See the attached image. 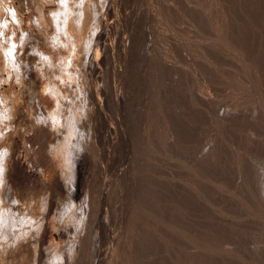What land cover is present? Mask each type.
Instances as JSON below:
<instances>
[{
    "label": "rangeland",
    "instance_id": "obj_1",
    "mask_svg": "<svg viewBox=\"0 0 264 264\" xmlns=\"http://www.w3.org/2000/svg\"><path fill=\"white\" fill-rule=\"evenodd\" d=\"M45 1L37 0V12L29 0L32 15L41 18L37 37L57 34L49 16L56 5L43 14ZM98 1L86 5L91 17L79 32L91 31L109 4L102 30L110 35L101 39L111 38L104 45L109 50L102 52V43L86 48L89 54L101 48L107 57L108 71L100 72L105 80L99 79L105 88L110 84L112 103L98 89L90 96L99 77L92 64L97 51L89 55L85 48L81 55L80 45L69 59L86 83L83 97L72 95L78 107L65 119L67 128L28 135L22 129H31L38 99L48 108L52 102L33 95L29 103L14 82L0 86V94L14 96V131L3 144L34 177L20 173L24 191L19 187L20 205L12 211L39 217L37 209L47 207L39 217L42 235L9 254L8 263L43 264L44 246L58 247L66 238L56 224L58 198L74 199L82 212L89 178L96 188L75 264H264V0ZM23 51L30 64L36 60ZM87 56L94 58L91 66ZM43 82L30 70L24 84L39 89Z\"/></svg>",
    "mask_w": 264,
    "mask_h": 264
},
{
    "label": "clouds",
    "instance_id": "obj_2",
    "mask_svg": "<svg viewBox=\"0 0 264 264\" xmlns=\"http://www.w3.org/2000/svg\"><path fill=\"white\" fill-rule=\"evenodd\" d=\"M55 4L49 16L56 26L57 34L48 37L49 49L56 51L46 53L36 41V34L41 28V18L32 15L29 9V0H0V86L14 82L21 89L26 90L29 103H34L35 97H47L51 107L42 109L37 106L29 113L32 122L31 129H22L28 135H32L37 128L46 127L49 131H60L67 128L64 124L70 114L77 110L78 105L65 96H79L83 87V78L74 75L75 69L69 56H75L71 49L73 37L69 34L68 24L71 21L76 30L81 29L84 21V9L90 0H46ZM33 9L39 11L37 0H31ZM24 11H20V9ZM91 9L89 8V12ZM32 15L31 20L26 21L25 16ZM98 31V29H97ZM63 37V39L61 38ZM86 41L80 42V54L86 48ZM27 48L28 56L36 60L29 63L25 57L24 49ZM20 50L19 52L17 50ZM65 50L61 54L60 50ZM30 70L37 72L43 78V84L39 89L29 87L24 81L29 78ZM14 96L0 94V209H6L9 216H15V222L5 224L0 219V254L6 258L14 254L22 245L30 240L38 239L43 232V226L39 217L47 215V207L40 206L37 209L39 217L30 216L21 218L22 214L13 213V206L19 204L17 192L11 184H7L4 178L6 172L5 161L11 155V149L3 144L7 132L14 131L11 121L14 120ZM83 149L81 148V152ZM264 195V191L261 193ZM72 201L58 198V209L54 210L56 224L59 230L66 234L64 241L57 247L51 242L44 246L43 264H75L77 249L80 243L79 237L83 233L86 223V215L74 209ZM255 248V245H253Z\"/></svg>",
    "mask_w": 264,
    "mask_h": 264
},
{
    "label": "bare ground",
    "instance_id": "obj_3",
    "mask_svg": "<svg viewBox=\"0 0 264 264\" xmlns=\"http://www.w3.org/2000/svg\"><path fill=\"white\" fill-rule=\"evenodd\" d=\"M99 3H97V4H101V2H103V0H99L98 1ZM114 2V1H113ZM44 2H42V5H41V11H42V13L43 14H46V11H48V6H50V5H54V4H52V3H49V4H43ZM45 3H46V1H45ZM117 3L118 2H116L114 5H116L117 6ZM94 5H96V4H94ZM108 5L109 4H107L106 3V10H104V11H102L101 13H103L104 14V16H103V14H102V16H101V13H100V16L101 17H98V16H95V17H98L97 19H95V22H94V27L92 28V27H90L89 26V28L91 29V31L89 30V29H87L86 27V29L87 30H89V32L87 33V34H84V33H82V32H79L78 30H76L74 27H73V24H72V22L70 21V23L68 24V31H69V34L73 37V44H75L77 47H78V45H80V42L83 40V41H86V45L88 46H90V48H91V45L90 44H92V43H102L103 44V46L105 45H107L108 43H110L111 41H110V36H108V35H110V33H108V31H105V30H102V27H105L104 26V21H105V16H106V13H107V11L109 10L110 11V9H108ZM114 5H112L111 4V6H114ZM98 6V5H97ZM95 8H96V6H95ZM98 8V7H97ZM113 8V7H112ZM115 8V7H114ZM22 9V8H21ZM89 9V8H88ZM116 9V8H115ZM117 9H120V8H117ZM113 10V9H112ZM111 10V11H112ZM115 12V11H114ZM121 12V11H120ZM88 13V12H87ZM98 13V12H97ZM118 13V12H117ZM89 14V13H88ZM88 14H86V12H85V10H84V19L86 18L87 19V15ZM91 14V13H90ZM90 14H89V16H90ZM99 14V13H98ZM115 14V13H114ZM113 14V16H115ZM120 14V13H119ZM118 14V15H119ZM109 15V18H110V14H108ZM108 15H107V17H108ZM91 17V16H90ZM94 17V16H93ZM106 17V18H107ZM119 17V16H118ZM116 18V17H115ZM89 19V18H88ZM94 19V18H93ZM92 19V20H93ZM99 19H101V20H99ZM107 20V19H106ZM88 21H90V20H88ZM87 22V21H86ZM115 22H117V21H115ZM107 23H108V20H107ZM120 23V22H119ZM125 23V22H124ZM127 23V22H126ZM84 24V23H83ZM82 24V25H83ZM86 24V23H85ZM88 24V23H87ZM117 25V24H116ZM122 25V24H121ZM108 27H109V25H108ZM107 27V28H108ZM126 27V26H125ZM50 29V28H49ZM97 29H98V31H97ZM106 29V28H105ZM84 30V29H83ZM105 31V32H104ZM111 31V30H110ZM107 34L108 33V37L110 38V39H107L109 42L107 43L106 42V40H104L105 41V44L101 41V39L103 38V36H102V34ZM50 35H44V36H36V41L35 42H39V43H41L42 41V43H44V42H48V37H49ZM106 36V35H105ZM105 39H106V37H104ZM90 43V44H89ZM107 43V44H106ZM93 44V45H94ZM89 46H88V48H89ZM97 46V45H96ZM95 46V47H96ZM98 46H99V48H100V46H102V45H100V44H98ZM102 46V47H103ZM103 47V50L104 49H106L107 47ZM110 46H111V43H110ZM109 46V47H110ZM97 48V47H96ZM73 49V48H72ZM75 49L76 50H78L76 47H75ZM74 49V50H75ZM87 49V48H86ZM98 49V48H97ZM88 50V49H87ZM86 50V51H87ZM109 50V49H108ZM107 49L106 50H104V51H102V52H104V53H107V51H108ZM89 51H91V49H89L88 50V53L87 54H89ZM92 51H93V49H92ZM94 51H95V49H94ZM93 51V52H94ZM97 51V50H96ZM96 51L93 53V54H89V55H95V53H96ZM74 52V51H73ZM77 52H79V51H77ZM102 52H101V48H100V50H99V53H98V51H97V53H96V56H95V62H92V61H90V62H92V64L93 63H95V65L97 66V68H98V70H99V77H98V80L94 83V82H91L90 83V85H89V89H88V91H89V93H90V96H91V94H93L94 92H93V90H97L98 89V94L100 95V97H101V99L102 100H104V101H106V102H108V101H110L111 99L109 98V95L107 94V92H106V90L107 89H110V88H108V86L110 85H107V88H105V86H106V84H108V83H106L107 81H105V84H103L102 82H100V76H102L103 75V77L105 76V74H100V72H103V70H104V67L106 68V70L108 71V67H109V64H107L108 62H107V57H106V55L105 54H103V55H105V56H102L101 54H102ZM86 55V54H85ZM88 57V58H87ZM86 58H87V60H88V62H89V59L91 58V59H94V58H92V57H90L89 58V56H87ZM85 59V58H84ZM90 59V60H91ZM87 60H85V62L87 61ZM89 62V63H90ZM110 63V62H109ZM88 65H90L91 66V63L90 64H88ZM88 65H84V66H88ZM94 65V66H95ZM108 65V66H107ZM94 67H92V69H93ZM91 68H90V70H92ZM93 71V70H92ZM90 72V71H89ZM97 72V71H96ZM92 74H93V72H92ZM92 74H90V75H92ZM84 76V75H83ZM93 76V75H92ZM91 77V76H90ZM106 77V76H105ZM105 77H104V79H103V81L105 80ZM85 77H83V79H84ZM87 78V77H86ZM91 79V78H90ZM89 79V80H90ZM85 80V79H84ZM83 80V83H84V85H85V81ZM117 81V80H116ZM88 82V81H87ZM89 83V82H88ZM110 83V82H109ZM114 84V83H113ZM87 86V85H86ZM113 87V86H112ZM87 88V87H86ZM86 88H84V89H86ZM117 88V87H116ZM122 88H123V85H122ZM118 89H120V87L118 86ZM83 90V89H82ZM119 91V90H118ZM122 91V90H121ZM82 92V91H81ZM86 92V91H85ZM116 92H117V89H116ZM86 93H88V92H86ZM88 93V94H89ZM109 93H110V90H109ZM112 93V92H111ZM121 92H119V94H120ZM81 94V93H80ZM94 94H97V92L96 93H94ZM93 94V95H94ZM87 95V94H86ZM93 95H92V97L91 98H93ZM114 95V94H113ZM122 95V94H121ZM65 96L66 97H68V99H72L73 98V96L71 97V96H69L66 92H65ZM81 97H83L82 95H80ZM97 96V95H96ZM120 96V95H119ZM118 96V98L117 99H119L120 97ZM76 97V96H75ZM81 97H80V100H81ZM123 97H125V95L123 94ZM87 98H89V96L87 97ZM90 98V99H91ZM121 98H122V96H121ZM120 98V99H121ZM75 99V98H74ZM72 100V101H74L75 102V104L77 105L78 103H77V100L75 101V100ZM78 99V98H77ZM85 99V98H84ZM95 99V98H94ZM123 99V98H122ZM126 99V98H125ZM93 100V99H92ZM113 100V99H112ZM115 100V99H114ZM37 101V100H36ZM119 101V100H118ZM117 101V102H118ZM111 103H112V101H110ZM120 102H122V101H120ZM87 103V102H86ZM104 103V102H103ZM38 104H39V107H41L42 109H46V108H48V105L47 104H44L43 103V101H41V98H40V100L38 99ZM81 104V103H80ZM85 104V103H84ZM118 104V103H117ZM121 104V103H120ZM119 104V105H120ZM123 104V103H122ZM106 105V104H105ZM108 105V104H107ZM121 107V106H120ZM119 108V107H118ZM121 111V110H120ZM119 111V112H120ZM125 118V117H124ZM42 128V127H41ZM99 128V127H98ZM89 133V132H88ZM99 135V134H98ZM108 135V134H107ZM98 137V136H97ZM92 140V139H91ZM92 142V141H91ZM104 142V141H103ZM93 143V142H92ZM101 145V144H100ZM61 151L62 149L61 148H59L58 149V151ZM62 153H64V150L62 151ZM66 154V153H65ZM17 158V157H16ZM18 159V158H17ZM17 159H11V157H8L7 159H6V161H5V167L7 168V171L5 172L6 173V175L8 176V177H4L5 178V180H6V183L7 184H11V186H12V188L13 189H15L16 190V192H17V194L19 193V187H21L22 188V190L21 191H24L23 190V188L24 187H22V186H19V182H20V178H24L25 180H28V179H32V178H34V177H30L31 175L29 174V170L28 169H26V170H28V171H26V170H23L22 169V166H23V163L20 161V160H17ZM19 163H18V162ZM59 162V161H58ZM61 162V161H60ZM51 163H53V164H55V162L53 161V162H51ZM32 166V165H31ZM73 166H74V171L76 172L77 171V167L75 166V164H73ZM97 166V165H96ZM32 171V170H31ZM23 173V174H25L24 176H19L20 175V173ZM40 174V173H39ZM22 175V174H21ZM74 175V174H73ZM92 176V175H91ZM36 177H37V175H36ZM35 177V178H36ZM96 178H97V176H96ZM79 179H76V178H74V183H76V188L74 187V195H75V197H76V195L77 194H79V190H78V188H77V186L79 185V181H78ZM33 181V180H32ZM38 181H40V182H42V175L40 174V176H39V178H38ZM96 181V180H95ZM105 182V181H104ZM22 183V182H21ZM23 185V184H22ZM85 192H84V196L82 197V212L85 214V215H88L87 214V211H88V208H89V211H90V207H91V202H90V198L92 197V190H93V188H96V186H95V182H94V180L93 179H89V178H87L86 180H85ZM102 187V186H101ZM48 188V187H47ZM51 189V188H50ZM42 191V190H41ZM46 191H42V193L41 194H43V193H45ZM24 194V193H23ZM19 195H21V194H19ZM18 195V196H19ZM73 195V194H72ZM104 195V194H103ZM22 196H24L25 197V195H22ZM21 196V197H22ZM28 196V195H27ZM23 198V197H22ZM99 198V197H98ZM102 198V197H101ZM104 198H105V196H104ZM24 199V198H23ZM26 199V198H25ZM97 199V198H96ZM40 200V199H39ZM93 200V199H92ZM94 201V200H93ZM101 201V200H100ZM22 202V201H21ZM23 203H26L25 201H23ZM96 203V202H95ZM97 204V203H96ZM20 205V204H19ZM92 205H93V203H92ZM100 205V204H99ZM24 206V205H23ZM92 208H95V205H94V207H92ZM99 208V207H98ZM29 211V210H28ZM28 211L27 212H25V214H28ZM89 211H88V213H89ZM16 212H18V211H16ZM31 213H32V211H30ZM91 212V211H90ZM8 210H6V209H0V219H3V222L5 223V224H8L10 221L11 222H15V219H16V217H10V218H8ZM13 213H15V212H13ZM30 213V214H31ZM100 213V212H99ZM14 216V215H13ZM31 216V215H30ZM94 216H96V215H94ZM98 216V215H97ZM87 217V216H86ZM21 218H23V219H27V215H25V216H21ZM88 218H89V216H88ZM95 218V217H94ZM41 220H42V217L40 218ZM86 220H87V218H86ZM90 220V219H89ZM92 220V219H91ZM96 220V219H95ZM88 221V220H87ZM91 222V221H90ZM93 223V222H92ZM95 223V222H94ZM95 225V224H94ZM97 229V228H96ZM100 237V236H99ZM80 244H81V242H80ZM11 256V255H10ZM13 258H14V256H12ZM7 259H9V257L7 258H5L4 256H3V254H0V264H9L10 263V259L9 260H7ZM22 259V258H21ZM8 261H9V263H8ZM13 261V260H12ZM12 264V263H11Z\"/></svg>",
    "mask_w": 264,
    "mask_h": 264
}]
</instances>
